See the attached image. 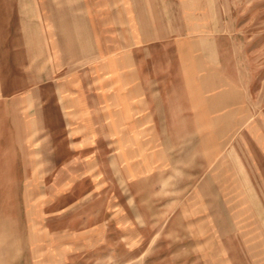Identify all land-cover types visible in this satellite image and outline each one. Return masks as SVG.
<instances>
[{
    "label": "rangeland",
    "instance_id": "1",
    "mask_svg": "<svg viewBox=\"0 0 264 264\" xmlns=\"http://www.w3.org/2000/svg\"><path fill=\"white\" fill-rule=\"evenodd\" d=\"M168 16L170 64L182 36L200 82H233L211 89L226 101L202 104L218 117L210 133L149 151L144 172L120 139L85 134L36 87V127L9 134L0 166V264H264V0H169ZM241 208L258 217V244L248 210L245 231H230ZM140 213L156 229L132 239Z\"/></svg>",
    "mask_w": 264,
    "mask_h": 264
},
{
    "label": "crops",
    "instance_id": "2",
    "mask_svg": "<svg viewBox=\"0 0 264 264\" xmlns=\"http://www.w3.org/2000/svg\"><path fill=\"white\" fill-rule=\"evenodd\" d=\"M168 7L169 0H0V166L8 165L9 134L36 127V102L46 101L36 95L42 85L53 88L48 99L61 117L78 120L85 134L114 135V148L120 139L144 172L153 164L149 151L210 133L202 125L218 117L202 104L226 100L210 94L216 82L197 79L201 64L186 63L194 47L189 52L182 36L175 40L177 62L170 64ZM222 83L233 87L216 86ZM246 210L235 212L231 232L245 231L247 222L237 217ZM140 216L145 228L131 219L132 239L156 229L152 218ZM248 225L249 239L263 241L258 217Z\"/></svg>",
    "mask_w": 264,
    "mask_h": 264
}]
</instances>
